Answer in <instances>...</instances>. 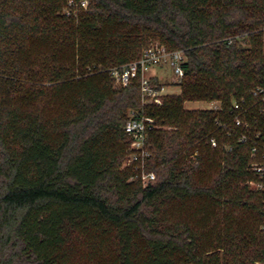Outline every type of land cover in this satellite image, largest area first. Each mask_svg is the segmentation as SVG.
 <instances>
[{"label": "trees", "instance_id": "obj_1", "mask_svg": "<svg viewBox=\"0 0 264 264\" xmlns=\"http://www.w3.org/2000/svg\"><path fill=\"white\" fill-rule=\"evenodd\" d=\"M81 1L0 0V264H264V0ZM153 43L187 55L163 104L109 71Z\"/></svg>", "mask_w": 264, "mask_h": 264}, {"label": "built area", "instance_id": "obj_2", "mask_svg": "<svg viewBox=\"0 0 264 264\" xmlns=\"http://www.w3.org/2000/svg\"><path fill=\"white\" fill-rule=\"evenodd\" d=\"M73 2V1H71ZM81 4L87 7L88 0H82ZM187 60V55L184 50H170L165 44L153 43L148 47L143 56L132 62L115 66L110 68V73L116 85L126 86L135 78H140L142 87L143 103H157L163 104V98L160 93V88L153 83L150 69L154 66L171 65L175 79L182 80L185 69L184 63ZM254 94L264 100V85L258 86L254 89ZM220 104L213 102L210 108H218ZM236 108H240V103L235 104ZM132 116L125 124L124 128L132 136L130 144V153L124 163V166L133 167L136 174L132 175L131 179L140 178L144 185L156 178L154 171H149L146 167L147 159L151 155L150 144L148 141V131L155 126V119L148 116H136L135 110L131 111ZM237 124H245L249 126L248 122H244L243 118L237 117ZM246 135H242L241 140L245 141ZM213 144L216 141L213 139ZM258 152V146L253 148V155ZM253 168L264 176V161L254 162ZM256 188H264V181L252 183Z\"/></svg>", "mask_w": 264, "mask_h": 264}, {"label": "rangeland", "instance_id": "obj_3", "mask_svg": "<svg viewBox=\"0 0 264 264\" xmlns=\"http://www.w3.org/2000/svg\"><path fill=\"white\" fill-rule=\"evenodd\" d=\"M67 5V6H66ZM66 6V7H65ZM72 2H69L68 4L64 3V6L60 10V13L65 15L64 11L67 12V14H72L75 17H78L79 12L77 9H74L75 12H72ZM33 50H39L43 48H46V44H40L37 43L35 40L30 39L27 43ZM150 74H156L158 76V81L161 84L160 87V93L162 98L164 99L165 96L172 93H178L181 90L180 84L175 79V73L171 67V65H165V66H154L150 69ZM213 102L208 101H195V102H187L186 106L188 108H195V109H201V108H210ZM157 104V103H156Z\"/></svg>", "mask_w": 264, "mask_h": 264}, {"label": "crops", "instance_id": "obj_4", "mask_svg": "<svg viewBox=\"0 0 264 264\" xmlns=\"http://www.w3.org/2000/svg\"><path fill=\"white\" fill-rule=\"evenodd\" d=\"M152 76H157L156 74H151ZM158 77V76H157Z\"/></svg>", "mask_w": 264, "mask_h": 264}]
</instances>
